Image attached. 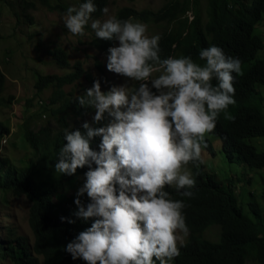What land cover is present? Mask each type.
<instances>
[{"label":"clouds","instance_id":"obj_1","mask_svg":"<svg viewBox=\"0 0 264 264\" xmlns=\"http://www.w3.org/2000/svg\"><path fill=\"white\" fill-rule=\"evenodd\" d=\"M96 10L94 0L69 6L64 27L74 36L89 27L96 38L116 41L107 49L106 69L124 82L102 91L94 80L76 97L79 105L95 109L92 124L83 122L84 131L63 130L66 142L54 170L72 176L86 167L72 216L91 221L63 250L86 264H173L189 228L185 201L173 199L165 188L194 196L196 180L187 166L208 167L206 140L220 146L209 132L235 103L233 73H241V61L214 44L199 51L203 64L185 55L161 58L160 34L147 35V25L131 18L94 19ZM94 137H99L96 147ZM60 220L75 223L71 217ZM5 234L7 241L15 239Z\"/></svg>","mask_w":264,"mask_h":264},{"label":"trees","instance_id":"obj_2","mask_svg":"<svg viewBox=\"0 0 264 264\" xmlns=\"http://www.w3.org/2000/svg\"><path fill=\"white\" fill-rule=\"evenodd\" d=\"M107 1L94 0L97 10L91 14L93 18L102 16L101 9L106 7ZM201 1L166 0L156 11H139L124 6L116 13L120 19L131 18L162 25L159 33L161 58L185 55L203 64L199 51L214 44L220 46L226 55L241 61V73H233L235 103L219 114L214 129L209 133L219 139L217 152L228 163L239 161L257 173L258 189L241 191L237 195L231 186L223 185L209 164L206 167L203 163L189 162L196 180L194 196L182 197L174 187L165 188L173 199L185 201L183 212L189 228L185 244L173 264H246L249 258L264 264V149L259 150L252 143L253 139L264 140V0H205L203 15ZM20 2L23 7L31 5L28 0ZM39 2L63 13L69 7L65 3L51 4L50 0ZM90 44L107 54L108 47L114 46L116 41L93 37ZM48 53L59 67L68 66L67 53L62 48H53ZM97 68L102 70L100 62H97ZM82 77L88 86L78 95H83L95 80L80 62L73 65L72 71L61 75L36 74V92L53 88L46 104L39 103L56 118L57 126L33 129L22 122L21 135L27 143V153L18 159L20 165H15L1 152L4 148L1 143L11 136L8 122L2 119L5 115L3 108L11 105L12 98L3 95L6 76L0 70V197L5 208L13 198L24 197L29 202L27 223L32 234L31 243L25 236H15V239L5 242L0 240V260L3 262L86 264L79 258L73 260L63 249L79 231L90 226L91 221L84 222L72 216L76 207L73 202L75 192L60 194L59 185L62 181L83 175L87 169L78 168L72 176L59 175L54 170L57 153L66 142L63 130L84 131L83 123L71 126L69 116L83 120L94 110L79 105L78 95L70 97L72 89L69 92L64 90ZM88 123L91 125L92 121ZM18 125L21 129L20 123ZM205 142L210 157H215L214 145L208 140ZM98 143L99 137H94L91 146L96 147ZM9 144L17 147L15 140ZM243 189H246L245 185ZM81 199L87 202L86 195ZM61 216L71 217L75 223L61 221ZM5 217H10L7 211ZM211 225L219 226V241L205 238L204 232Z\"/></svg>","mask_w":264,"mask_h":264},{"label":"rangeland","instance_id":"obj_3","mask_svg":"<svg viewBox=\"0 0 264 264\" xmlns=\"http://www.w3.org/2000/svg\"><path fill=\"white\" fill-rule=\"evenodd\" d=\"M31 5L23 7L20 0H0V70L6 76L3 95L12 98L11 105L4 107L5 113L2 118L11 128V136L1 144L4 145L3 154L9 156L15 165H20L18 159L27 153V143L22 133V122L33 129L41 126L56 127V118L40 105V101L46 104L53 88H45L36 92L34 82L36 74H63L72 71L73 65L80 62L82 66L91 72L95 80L100 82L101 90L106 91L113 85L124 82V78L106 69L107 54L95 49L90 41L95 37L94 31L86 27L82 36H74L63 24L65 13L51 10L43 6L39 0H28ZM166 0H108L106 7L108 14H102L99 18L104 20L107 16L115 15L119 8L130 6L136 10L156 11L162 7ZM50 3H65L67 6H78L77 0H50ZM201 12L204 14L205 0L201 1ZM93 18V17H92ZM137 21V20H135ZM140 22V21H139ZM147 25V35L159 34L163 26L153 22H142ZM117 43V42H116ZM62 48L68 57V66L59 67L49 55L53 48ZM264 53V50H263ZM97 62L101 63L102 70L97 68ZM136 82L129 81L128 86H135ZM88 83L84 78L73 86H66L64 90L72 95L83 92ZM264 93V92H262ZM69 112V110H68ZM95 109L85 119L69 116L71 126L81 125L83 122L91 121ZM20 123V126L18 125ZM208 133L205 135L207 138ZM15 140L17 147L11 146L10 141ZM6 142V143H5ZM216 150V156L206 158V164L214 166L217 178L223 182L225 187L231 186L238 195L241 191L257 190V173L252 171L239 161L228 163L227 159L218 154L219 142L211 140ZM252 143L258 149H264V140L253 139ZM204 151V149H203ZM203 158V155H202ZM190 170L189 166H187ZM264 172V171H263ZM262 173V172H261ZM255 174V175H254ZM83 176V175H81ZM76 176L70 181H62L59 185V193L69 195L76 192L82 185L84 177ZM250 177V179H249ZM245 185L246 189H243ZM243 189V190H242ZM29 202L24 197L10 199L5 208L0 197V240L7 241V233L10 236H25L31 243L32 234L27 224V213ZM10 217L6 218L5 213ZM14 226L13 232L9 233L7 226ZM220 235L219 226L211 225L204 232L205 238L216 242ZM186 239V238H185ZM0 264H9L0 260ZM246 264H260L255 259L249 258Z\"/></svg>","mask_w":264,"mask_h":264}]
</instances>
